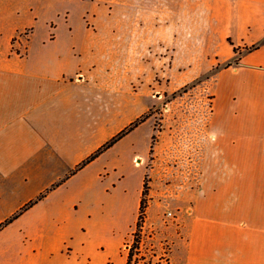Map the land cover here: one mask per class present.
Segmentation results:
<instances>
[{
    "label": "crops",
    "instance_id": "crops-1",
    "mask_svg": "<svg viewBox=\"0 0 264 264\" xmlns=\"http://www.w3.org/2000/svg\"><path fill=\"white\" fill-rule=\"evenodd\" d=\"M62 1L87 0H0V224L23 219L0 229V264H81L78 206L102 197L108 162L91 158L127 127L132 44L162 48L178 73L214 49L201 74L216 71L214 141L183 183L202 194L175 219L177 264H264V0H89L80 25ZM100 7L118 16L117 35L102 37ZM209 159H219L217 201L203 194ZM98 254L88 264L115 261Z\"/></svg>",
    "mask_w": 264,
    "mask_h": 264
},
{
    "label": "rangeland",
    "instance_id": "rangeland-1",
    "mask_svg": "<svg viewBox=\"0 0 264 264\" xmlns=\"http://www.w3.org/2000/svg\"><path fill=\"white\" fill-rule=\"evenodd\" d=\"M57 5L70 10L76 25L82 24L84 11L93 8L89 0L62 1ZM99 9L96 13L103 25V28L100 27L104 32L102 37L117 35L118 16L107 20L102 7ZM135 45L127 47L130 63L122 79L128 97L127 132L118 136L119 131L111 136L106 142L109 146L96 156H100V160L93 167L108 162L101 185L102 197L96 196L94 205L78 206V214L84 223L80 231L82 236L75 239L78 246L85 248V257L80 251L77 258L81 264L96 262L99 252H110L115 260L113 264H123V258L116 255L119 248L125 254V260L129 252H132L131 264H170V253L173 250V264H177L176 249L172 245L178 236L176 233L179 232L180 223L175 219L181 215V209L185 213V201L202 194L196 189H185L183 183L188 178L196 179L201 166L200 153L204 150L205 142L207 140L210 150L214 141L207 124L214 103L216 83L213 77L216 71L201 76L210 64L214 49L190 61L191 67L188 65L178 73L169 68V55L162 48L149 47L151 54L160 52L154 58L148 54L146 47ZM140 52H145V57L149 58H139ZM187 58V55L180 53L181 62L186 60L184 65L188 62ZM137 122L129 130L130 125ZM114 137L115 141L112 142ZM208 161L209 166H214V171L213 176L209 177L212 178L209 184L211 188L203 194L217 201L219 192L216 189L215 172H219V159ZM144 177L148 186L147 208L141 240L138 249H135L132 234ZM21 221L23 219L14 223L13 218H10L0 224V229L9 226L7 231L15 232Z\"/></svg>",
    "mask_w": 264,
    "mask_h": 264
},
{
    "label": "trees",
    "instance_id": "trees-1",
    "mask_svg": "<svg viewBox=\"0 0 264 264\" xmlns=\"http://www.w3.org/2000/svg\"><path fill=\"white\" fill-rule=\"evenodd\" d=\"M257 47L256 46H251L249 48H246V50H252V49H256ZM234 51L236 52V48H234ZM238 62V59H235L234 60V63H237ZM230 64H228L227 66H229ZM138 124L135 123V124H131L129 130H131L132 128H134L136 125ZM127 132V129L126 130H123L122 132H120L118 134V136L120 135H124L125 133ZM115 137L111 140L112 142L115 141L114 140ZM109 144H105L100 150H98L96 152V154L94 156H92L91 159H93L94 157H96V155L99 154V152L104 149L105 147H108ZM147 194H148V186H147V183H146V178L144 177V180H143V184H142V190H141V197H140V201H139V207H138V215H137V220H136V223H135V230L132 234L133 236V244L135 245V249H138V246H139V243H140V235H141V228H142V223H143V219H144V215H145V211H146V208H147V201H146V197H147ZM131 257H132V252H129L128 256H127V260L125 262V264H131Z\"/></svg>",
    "mask_w": 264,
    "mask_h": 264
}]
</instances>
